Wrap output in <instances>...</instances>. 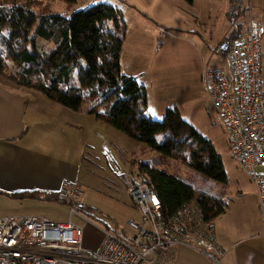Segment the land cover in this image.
<instances>
[{
	"label": "rangeland",
	"instance_id": "374dc122",
	"mask_svg": "<svg viewBox=\"0 0 264 264\" xmlns=\"http://www.w3.org/2000/svg\"><path fill=\"white\" fill-rule=\"evenodd\" d=\"M39 1L43 2V6L50 7V13L67 17L102 3L113 5L121 11L124 19L130 23L121 54L122 73L139 77L140 81L150 85V88L157 85L163 93L170 96V99L179 106L182 117L205 138L211 140L225 165L229 180L226 187L218 184L214 188L212 183L207 182L214 188L213 196L223 198L226 204V213L214 220L216 231L223 232L226 241L224 243V240L219 239L223 247L221 264L264 262V252L259 248L263 246L264 239L258 240V237L264 236V226L257 220L260 212L255 207V184L233 157L227 127L209 96L207 84L203 81L206 70L226 65V59L220 50L222 40L218 42L217 40L222 38L223 31L229 30L227 11L230 8V0H193L192 4L186 0H77L74 4L62 0ZM209 4L213 6V13L206 12V16H202L201 20L205 21L207 26L215 27L211 48H208L201 39L202 29L196 28L193 24L194 16L204 14ZM222 8L221 13L219 11ZM146 15L156 19L161 33L156 43H149L137 49L132 37L133 33L138 31L136 28L140 26L134 24V21L136 17L141 19ZM248 17L249 11H246L240 22L247 20ZM262 19L264 20V17ZM203 28L205 32L212 31L205 26ZM141 29L146 32L144 27ZM39 44L44 45L43 47H53L52 43L45 40H39ZM260 47L264 87V41ZM214 49L221 58L211 53ZM154 52H160V55L170 54L167 63L171 64L173 61L174 74L167 70L157 71ZM176 53L181 54L178 59L175 57ZM211 58L214 59L211 61ZM41 96L49 100L42 93ZM162 107H165L162 103L159 107L158 103H151L148 108L149 115L151 114L154 119H162L164 116L160 112ZM114 132L119 134L121 139L103 141L98 144L95 152L91 146L86 149L84 171L77 182L84 189L81 197L84 205L79 209L80 216L74 215L71 221L83 230V247L89 250L98 248H91L90 244L104 239L106 231L115 233L119 229L122 237L133 234L128 221L139 219L141 213L133 207L128 187L133 182L142 181L140 170L143 164L188 181L195 177L180 162L169 161L149 146L118 130ZM195 178L199 184L205 185L203 179L197 176ZM18 201L21 200L0 192L1 207L11 208V203ZM46 207L50 210L49 216L46 217L69 220L72 209L69 203L49 201ZM174 250L175 254L170 253L172 264H215L204 254L188 247H177Z\"/></svg>",
	"mask_w": 264,
	"mask_h": 264
},
{
	"label": "trees",
	"instance_id": "16d2710c",
	"mask_svg": "<svg viewBox=\"0 0 264 264\" xmlns=\"http://www.w3.org/2000/svg\"><path fill=\"white\" fill-rule=\"evenodd\" d=\"M245 3L246 0H231L228 19L236 34L242 31L245 21L240 22L247 11ZM49 8L39 0H0V76L40 92L71 111L85 108L96 119L149 146L167 160L180 162L195 177L203 179L205 185L195 177L188 181L142 165L141 182L154 188L166 218L192 201L212 220L223 215L226 204L223 198L213 196V189L218 184L226 187L229 180L214 144L187 122L178 108H169L162 119L150 116L145 86L122 73L127 23L121 11L102 3L67 17L50 13ZM39 40L50 42L53 47H43ZM9 196L20 200L48 199L39 192ZM55 200L58 201L56 195Z\"/></svg>",
	"mask_w": 264,
	"mask_h": 264
},
{
	"label": "built area",
	"instance_id": "2783aa9c",
	"mask_svg": "<svg viewBox=\"0 0 264 264\" xmlns=\"http://www.w3.org/2000/svg\"><path fill=\"white\" fill-rule=\"evenodd\" d=\"M264 22L250 18L245 29L221 45L223 67L206 71L209 96L230 135L231 152L254 182L264 217V87L260 67ZM83 187L65 181L58 201L72 206L70 216L83 208ZM129 194L140 211V221L129 220L133 234L122 237L105 232L96 250L83 247V230L72 223L44 216L0 218V264H172L170 253L188 247L221 264L223 250L215 222L196 201L166 218L156 191L137 182Z\"/></svg>",
	"mask_w": 264,
	"mask_h": 264
},
{
	"label": "crops",
	"instance_id": "0c3cea01",
	"mask_svg": "<svg viewBox=\"0 0 264 264\" xmlns=\"http://www.w3.org/2000/svg\"><path fill=\"white\" fill-rule=\"evenodd\" d=\"M245 6L249 11V17L241 27L242 31L251 17L264 22L262 19L264 17V0H246ZM131 7L135 8L133 5ZM212 11L213 6L209 4L207 11L204 14L195 15L193 20L195 27L202 29L200 36L208 48L213 45L215 27L207 26V23L201 20V17L206 16V12L213 13ZM222 11L223 8L219 12L222 13ZM228 21L229 30L223 31L222 38L220 36L221 39H218L217 42L222 40L223 43L227 38L236 34L234 33V24L229 19ZM126 23L127 34L130 23L127 21ZM135 23L140 26L136 28L138 31L133 33L132 37V42H134L137 49L149 43H156L161 32L154 17L148 15L141 19L136 17ZM203 26L212 29V31L205 32ZM142 27L145 28L146 32L141 29ZM263 41L264 38L261 43ZM211 53L221 58L220 55H217L219 53L215 49ZM222 55L224 56L223 52ZM180 56L181 54L178 53L175 55L177 59ZM154 57L157 61V71L167 70L174 74L173 61L171 64L167 63L170 54L163 53L160 55V52H154ZM213 59L211 58V61ZM127 76L137 78L145 86L148 95V108L153 102L158 103V107L162 103L165 107H162L160 112L164 115L169 108L179 109V106L174 103L175 101L171 100L166 93H163L157 85L155 88H150V85L140 81L139 77L135 75ZM203 81L206 83V73ZM148 113H150L149 110ZM114 131H116L114 127L88 114L85 108L79 112L71 111L50 99L45 100L40 92L22 88L0 76V192L8 195L21 192H39L42 197L48 196V199L27 198L17 203L14 202L15 204L11 203V208L1 207L0 205V218L6 216H49L48 212L50 210L46 206H48L49 201H55V195L63 183L65 181H76L75 183H77L80 180L84 171L86 149L91 146L92 151L95 152L99 143L121 139L118 136L119 134ZM94 160H96L95 157ZM134 183L136 182L128 187V192ZM132 204L133 207L137 208L133 201ZM255 207L260 212L257 220L262 222L264 226V217L259 209L257 189ZM72 217L70 216L69 220H66L67 218L65 220L49 219L68 222ZM141 219L142 215L140 214L139 219L136 221ZM215 233L223 250L219 239L224 240V233L216 231V224ZM115 234L121 235L122 233L117 229ZM260 238L264 239V236L258 237V240ZM103 241L104 239L97 243H91L90 247L97 248L101 246ZM259 248L264 252V244ZM173 254H175V250ZM257 264H264V262Z\"/></svg>",
	"mask_w": 264,
	"mask_h": 264
}]
</instances>
